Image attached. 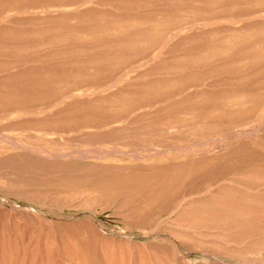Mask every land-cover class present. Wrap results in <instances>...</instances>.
<instances>
[{
	"label": "rangeland",
	"instance_id": "374dc122",
	"mask_svg": "<svg viewBox=\"0 0 264 264\" xmlns=\"http://www.w3.org/2000/svg\"><path fill=\"white\" fill-rule=\"evenodd\" d=\"M0 18V264H264V0Z\"/></svg>",
	"mask_w": 264,
	"mask_h": 264
},
{
	"label": "bare ground",
	"instance_id": "6f19581e",
	"mask_svg": "<svg viewBox=\"0 0 264 264\" xmlns=\"http://www.w3.org/2000/svg\"><path fill=\"white\" fill-rule=\"evenodd\" d=\"M34 14V13H33ZM1 19V18H0ZM4 71V70H3ZM89 94V93H88ZM66 96V95H65ZM64 97V96H63ZM73 97V96H72ZM33 116V115H32ZM139 116V115H138ZM122 118H123V116H122ZM136 120V119H135ZM96 126V125H95ZM119 126V125H118ZM79 127V126H78ZM114 127V126H113ZM71 128V127H70ZM120 128H121V126H120ZM71 130V129H70ZM73 130V129H72ZM69 131V130H68ZM107 131V130H106ZM105 131V132H106ZM59 133V132H58ZM242 133V132H241ZM78 134V133H77ZM232 134H234V133H232ZM85 136V135H84ZM2 136L0 135V138H1ZM5 137H7V136H5ZM3 138H4V136H3ZM2 138V140H4V141H6L5 139H3ZM11 139H10V141L9 142H11V144L14 146V147H17V148H21V150L23 149L24 150V152L25 151H27V152H30V153H33V154H35V155H37V156H40V158L42 157V158H46V159H54L53 161L55 162V160L56 159H58V158H64V157H66V156H70V155H83L84 157H85V154H86V152L85 151H65V152H60V151H56V152H54V151H47V150H45V149H36V148H33L31 145H29V144H27V143H25L24 141H22V140H18V139H14V137L12 138V136L10 137ZM9 139V138H8ZM7 144H8V141H7ZM11 144H10V146H11ZM9 145V144H8ZM96 145V144H95ZM180 146V145H179ZM9 147V146H8ZM12 148V147H11ZM10 148V149H11ZM145 148V147H144ZM6 149V148H5ZM68 149V148H67ZM97 149H98V147H97ZM61 150V149H60ZM94 150V149H93ZM92 150V151H93ZM132 150H135V149H132ZM62 151V150H61ZM117 151V150H116ZM162 151V150H161ZM160 151V152H161ZM23 152V151H22ZM23 152V153H24ZM94 152V151H93ZM113 152V151H112ZM118 152V151H117ZM167 152V151H166ZM99 153H101V152H99ZM103 153H105V152H103ZM132 153V152H131ZM156 153V152H155ZM158 153V152H157ZM156 153V154H157ZM22 154V153H21ZM108 154L110 155V153L108 152ZM27 155V154H26ZM89 155V154H88ZM97 155V154H96ZM104 155H106V154H104ZM101 156H103V155H101ZM100 156V157H101ZM138 156V155H137ZM150 156V155H149ZM71 157V156H70ZM80 158L82 157V156H79ZM106 157V156H105ZM136 157V156H135ZM144 157V156H143ZM28 158V157H27ZM26 158V159H27ZM62 158V159H63ZM76 158V157H75ZM78 158V157H77ZM90 158V157H89ZM137 158V157H136ZM87 159V158H86ZM133 159V158H132ZM138 159V158H137ZM141 159V158H140ZM56 161H58V160H56ZM27 162H28V160H27ZM31 162V161H30ZM29 162V163H30ZM151 162H153V161H151ZM65 163V162H64ZM63 163V164H64ZM37 164V163H36ZM48 164H51V163H48ZM66 165V164H65ZM74 166V165H73ZM30 167V166H29ZM66 167V166H65ZM105 167V166H104ZM64 168V167H63ZM69 168V167H68ZM76 168V167H75ZM55 169V168H54ZM28 170H29V168H28ZM45 170V169H44ZM74 171V170H73ZM77 171H79V170H77ZM34 172V171H33ZM170 172V171H169ZM176 172V171H175ZM174 172V173H175ZM71 173V172H70ZM165 174V173H164ZM47 177V176H46ZM59 178V177H58ZM139 180V179H138ZM141 180V179H140ZM69 181V180H68ZM154 181V180H153ZM128 182H130V181H128ZM140 182V181H139ZM140 187H141V185H140ZM143 188V187H142ZM48 190V189H47ZM206 193V192H205ZM72 195V194H71ZM73 196V195H72ZM37 199V198H36ZM222 205V204H221ZM127 206V205H126ZM249 208V207H248ZM251 211V210H250ZM247 212V211H246ZM246 215H248V214H246ZM245 215V216H246ZM248 217V216H247ZM242 218V217H241ZM74 226V225H73ZM73 228V227H72ZM235 230V229H234ZM74 231V230H73ZM66 232V231H65ZM213 234V233H212ZM211 235V234H210ZM213 237V236H212ZM206 239V238H205ZM231 240V239H230ZM170 246V245H169ZM229 252V251H228ZM217 260V259H216ZM71 261V260H70ZM74 262V261H73ZM79 262V261H78ZM77 263V262H76Z\"/></svg>",
	"mask_w": 264,
	"mask_h": 264
}]
</instances>
